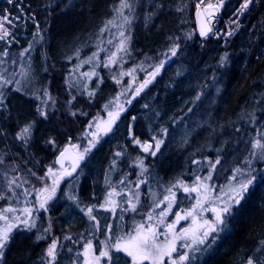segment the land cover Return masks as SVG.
I'll use <instances>...</instances> for the list:
<instances>
[{"label":"trees","instance_id":"1","mask_svg":"<svg viewBox=\"0 0 264 264\" xmlns=\"http://www.w3.org/2000/svg\"><path fill=\"white\" fill-rule=\"evenodd\" d=\"M198 1L129 0L133 10L125 9L124 15L131 23L123 29L110 27L102 33L108 20L115 17L117 25L122 23L115 12L120 0H15L13 4L0 0V15L5 12L12 18L19 15L17 4L24 10V18L14 19L10 26L15 39L11 43L0 41V53L8 52L7 56H0L4 61L0 63V72L9 78L15 74L13 84L4 89L5 103L0 107V159L3 160L0 169L4 167L0 171V194L9 191V179L17 178L18 183L29 181L14 192H7L0 204L10 201L19 207L16 203L22 202L25 188L35 197L33 185L42 186L37 177L45 175L49 167L57 169L55 157L66 144L78 143L82 149L86 140L81 134L87 124L94 119H105L104 105L119 96L125 111L117 127L112 133L101 135L96 147L81 160L74 177L64 182L76 184L75 191L67 193V197L74 194L78 198L73 200L77 224L71 226L73 216L71 213L63 216L62 207L52 210L55 235L64 237L65 247L72 244L82 253L90 240L98 255L101 241L132 233L138 223L155 224L157 214L166 207L165 202L156 208L154 219L149 222L147 213L153 211L155 200H162L169 187L181 182L188 187L198 186L200 182L210 186L209 201L200 216L215 220L216 214L208 211L209 207L224 206L230 186L236 183L233 176L238 180L246 178L247 161L251 160L255 179L244 199L232 204L230 211L223 214L224 222L217 224L216 231L207 237L205 247L188 254L190 259L186 264H247L249 259L253 264H264V160L250 155L254 140L261 138L258 134H264V0H254L242 15L238 14L242 0H223L218 36L207 39L199 34ZM121 30L131 37L129 54L121 53L122 60L116 65L105 68L100 63L95 67L103 78L102 83L95 76L80 77L87 88L79 92L70 88L67 81L76 65L94 52L99 53V61H106L116 49ZM229 30H234L230 37L226 35ZM30 44L31 48L24 53ZM173 44L179 45L175 56L170 52ZM225 53L228 60L222 66L220 58ZM168 58L155 79L134 96V90L148 78L147 74ZM132 69L131 76L121 75ZM92 70L93 64L84 63L77 75ZM23 72H27L26 77ZM113 77L121 83L117 84ZM97 85L95 96L90 99L87 92ZM45 90L56 101V110L49 101L47 119L36 111L40 104L37 97L45 98ZM72 96L76 100L69 106L67 102ZM133 96L131 104L125 103ZM70 111H77V115L69 116ZM32 121L35 123L31 139L26 144L17 134ZM131 126L136 137L153 142V151V138L163 141L155 156L144 154L132 145ZM50 139L55 143H46ZM234 153L236 157L230 161ZM140 160L147 168L143 174ZM237 168L246 170L244 176L236 172ZM209 175L211 179L206 180ZM113 189L117 193L114 199L119 203L115 213L100 207ZM173 191L176 199L172 213L196 204L197 192H185L181 187ZM134 194L139 196L137 212L124 211L130 208L126 201L133 199ZM104 196L106 199L102 201ZM93 205L98 225L85 211ZM43 216L44 212H40L39 219ZM58 217L64 222L57 227ZM174 217L168 215L165 223H171ZM188 220H181L177 226ZM105 225L111 231L105 230ZM164 226L158 225L162 233L167 232L162 230ZM37 229L14 232L5 264H45L41 257L51 241L37 240L38 235H44V227ZM58 252L55 264L70 259L66 252ZM112 254L113 264H130L126 254L115 249ZM179 254V251L175 253ZM82 260V256H76L74 263L81 264Z\"/></svg>","mask_w":264,"mask_h":264},{"label":"snow or ice","instance_id":"2","mask_svg":"<svg viewBox=\"0 0 264 264\" xmlns=\"http://www.w3.org/2000/svg\"><path fill=\"white\" fill-rule=\"evenodd\" d=\"M10 4L15 3V0H8ZM204 0H200L197 4V18L200 21V29L199 34L202 37H208L209 34L216 35L214 32L213 26H211V18L214 13L219 10L220 7L223 6V0H219L218 4H212L209 2L206 4L203 9H201L200 5L203 4ZM254 0H242V3L239 5L238 14L242 15L249 9V5H252ZM19 15H16L14 18L10 17L6 12L3 15H0V41H4L7 43H11L15 38L10 30V26L13 24V20L19 21L24 18V10L23 8L17 4L16 5ZM129 9L133 10V4L129 3V0H120L119 6L115 9L117 16L122 19V23L117 25L115 22V17L111 20H108L101 29V32L108 31L110 27H118L123 29L125 24H130L131 20L128 16L124 15V10ZM35 20L34 17H32ZM233 23H237V21H233ZM37 24V28H38ZM234 34V30L227 31V36H232ZM188 37H191V33L187 34ZM120 40L118 45L116 46L115 51L111 52L106 61H99V53L94 52L92 56L86 58L81 62V64L76 65L73 69V72L70 74V78L67 81V84L70 88H75L77 91H81L82 89H86L87 85L84 81L80 80V77H84L90 79L91 77H97V80L102 83L103 78L98 75L95 71V67H99L100 63H103L105 68L116 65L122 60L121 53L124 55L129 54V41L131 39L130 36L125 35V31L121 30L119 32ZM42 38V37H41ZM178 39V38H177ZM111 43V41H109ZM31 48V44L29 48L24 49V53H27ZM179 48L178 44H173L170 48V52L172 56L176 55L177 49ZM100 51H104V49H100ZM23 54V53H22ZM77 56L79 52L77 51ZM8 52L4 51L0 53V56H7ZM228 60V54L225 53L220 58V63L223 66ZM4 61L0 60V63ZM13 64L16 63L15 60L12 61ZM84 63L93 64V70L90 72L78 73L77 70ZM165 61H161L158 65H156L151 73H148V78H146L139 86L134 90V96L139 95L140 91H142L145 87L148 86L155 79L156 75H158L161 69L164 67ZM141 70H144L143 68ZM5 72L7 69L4 70ZM134 69L129 70L127 73H121V75H132ZM23 76H27V72L22 73ZM116 79L115 77H113ZM15 80V74H12V77L4 75V72H0V107L4 106L5 103V92L4 89L7 85L13 84ZM19 81H16V84L19 85ZM116 83L120 84L121 81L116 79ZM96 87L94 86L91 91L87 92L88 97L91 99L95 96ZM17 91L20 90L19 87L16 88ZM131 89H126L128 91ZM124 92L121 93L123 95ZM126 99L125 103L131 104L132 99ZM43 97H37L40 99V104L37 106V113L44 117L48 118L49 112L46 110L49 106V101H51V107L53 110H56V101L51 96V94L45 90L43 93ZM199 99V97H197ZM76 100V96H72L71 100L68 101V105L70 106L72 101ZM104 109L107 111V118H98L92 122H89L86 126V130L82 133V137L86 140V145L81 149L80 144L71 145V149L74 152V156L70 155L69 148H64L60 152L59 159L55 163L60 164L59 169H54L53 167H49L47 172L43 176L37 177V180L42 184L41 187L36 188L33 185V190L36 192L37 199L35 201L38 207H29L25 206L23 209H17L12 207L11 205L7 208H0V264H4L5 252L9 246V244L14 239V232L17 231H27L30 232L33 229H37V220H39V212L43 210L44 212H48L49 205L57 198V193L60 191V185L65 180L66 177H72L73 172H75L76 168L79 167V162L85 158V156L91 152L93 148L96 147L97 143H99L101 133L103 135H107L112 131L113 126L120 119V115L123 111H125L124 104L119 103V96L115 100H110L108 104L104 105ZM81 115H87L86 112H81ZM69 116L75 117L77 115V111H70L68 113ZM135 117H133V120ZM34 121L23 126L19 132L18 137L23 140L26 144L31 139ZM261 136L260 139H255L253 143L254 151L250 153L254 158H258L264 160V134H258ZM155 150H152V144L142 143L138 138L134 139V142L139 145L140 148L143 149L144 152H150L152 156L156 155V152L160 150V146L163 143L162 140H155ZM46 143L54 144V140H48ZM119 155V153H117ZM71 158L72 168L68 170L64 167V161ZM218 162V161H217ZM0 163H3V160L0 159ZM249 164V168L247 169V177L243 179H237L236 176H233V180L236 181L235 184L231 185L228 190V201L225 202L222 208H212L211 211L216 213L215 222L202 219L200 213L204 211V205L209 201V196L212 191L209 185L204 182H200L198 186L188 187L184 185L182 182L178 185L174 184L172 187H169L167 191V195L163 197L162 200H155L153 211L147 213V220L149 222L153 221V212H155L156 208H160L162 204L166 202V207H164L158 214L156 219V223H148L147 226L144 223H138L135 225L132 233H126L123 236H115L111 238H107L104 241H101L99 254L97 255V248L93 245V243L89 240L84 246L83 252H77L76 256L83 257L81 264H113L114 256L112 254V250L115 249L117 253H124L127 257L130 258V264H145V262H149V264H165V258L167 257L171 264H186L189 261L190 257L188 252H184L179 254L176 257H173L174 253H177L178 247L188 249L189 251L193 250V245L203 244L205 238L212 232L216 231L217 224H222L223 214L230 211L232 204H239L241 200L244 199L245 193L247 192L249 186L253 183L255 176L252 175L254 169L251 168L252 161H247ZM140 167L142 169V173L147 171V168L144 166L143 160H140ZM246 170L237 168L236 172L241 176H244ZM35 175V173H33ZM206 180L211 179V175L205 178ZM50 180V183L48 182ZM28 180H24L22 183L17 182V178H12L7 181V189L9 191L14 192L15 188L23 187V183H28ZM143 183V181H140ZM181 187L185 192H197L198 199L196 204L193 205L190 209L184 210L183 213L177 212L172 213L173 203L176 199V193L173 191V188ZM24 194L27 196L29 194V190L27 188L24 189ZM117 195L115 189L112 192L108 193V198L105 200L104 204L100 205V207L105 208L107 211L112 213L116 212V209L119 207V203L114 199ZM6 193L0 194V200H5ZM69 199L77 200L78 198L73 195L69 196ZM230 201V202H229ZM29 203L28 201L25 202ZM126 203L130 206V208H125L124 211H132L137 212V205L139 204V196L138 194L133 195V199H129ZM96 206H89L85 209L89 218L93 221H96V216L93 215V210ZM22 213L18 215L17 213ZM9 214H12L11 216ZM168 215H175V220L171 223H165L166 217ZM191 218V225L189 227L181 228L179 232L176 231L177 225L181 220H188ZM99 224V221H96V225ZM94 225L93 227H96ZM157 225H165L167 228V232H160ZM51 229V221L49 220V227L44 229V233H48ZM39 231V229H37ZM105 230L111 231L110 226L105 225ZM163 236L164 239L161 240L160 237ZM46 235H38L37 240L46 239ZM65 239H71V237H65ZM114 241V242H113ZM184 241V243H180ZM189 241L191 243H189ZM58 245L59 238H54L52 242L46 249V254L44 257H41V261L45 262V264H55L58 255ZM71 252V249H68ZM118 259V258H117ZM247 264H253L252 260L249 259Z\"/></svg>","mask_w":264,"mask_h":264},{"label":"rangeland","instance_id":"3","mask_svg":"<svg viewBox=\"0 0 264 264\" xmlns=\"http://www.w3.org/2000/svg\"><path fill=\"white\" fill-rule=\"evenodd\" d=\"M209 2H211L212 4H218L219 3V0H206L205 2H203V4H201V6L203 7L204 5H206V4H208ZM197 7V6H196ZM119 40H120V36H119V38L117 39V41H116V46L118 45V43H119ZM169 61V58L165 61V63H167ZM164 63V64H165ZM153 81V80H152ZM101 113H103V110L101 111ZM96 114H100L99 112H97ZM94 120H96V119H94ZM135 138H138L142 143H148V144H152V150L154 149V144H153V142H151V141H148V140H145V139H142V138H139V137H136L133 133H132V126H131V128H130V134H129V139L131 140V143H132V145L133 146H135V147H137L138 149H139V151L140 152H142V153H144V154H150V152H144L143 151V149L142 148H140L139 147V145H137L135 142H134V139ZM73 145V144H72ZM234 157H236V153H234L233 155H231V157L229 158L230 159V161L231 160H234ZM57 169H59V168H57ZM2 170H4V167L3 166H1V169H0V171H2ZM65 181H63L62 183H61V185H60V191H58V193H57V198L53 201V202H51L50 203V205H49V210H48V212H44L43 210H41L40 212H44V216H43V218L42 219H39V220H37V226H38V228L41 226V227H44V229H46V228H48L49 227V220L51 221V229H50V231L48 232V233H44V235H46V237L48 238V239H50V241L52 242V240L54 239V238H59V245H58V249H57V251H64V252H66V254H68V256H69V260H67L68 262H70L71 264H75L74 262H75V258H76V253H77V250L75 249V246L74 245H72V244H70V247H65V243H64V237H62L61 238V236H60V234H58V235H55V225H54V221H53V218L51 217V216H53V212H52V210H53V208H59V207H62L63 208V210H64V215L63 216H69L70 215V213H71V216H73V220L72 221H74V223L71 225V226H75L77 223H76V219H77V215L74 213L75 212V204H76V202L75 201H73L72 199H69L68 197H67V193H69V192H71L72 190V192H74L75 191V186H76V184H74V183H72V184H65L64 183ZM64 184V185H63ZM77 191V190H76ZM7 192L9 193V191H6V194H7ZM11 195H12V193H10ZM10 195V196H11ZM33 195V193L31 192V191H29V194L27 195V196H25V194L23 193L22 194V196H23V198L21 199V201L22 202H19V203H16L17 205H20L19 207H17L15 204H13L12 202H10V201H7V202H4V203H1L0 204V208H7V207H9L10 205L12 206V207H15V208H17V209H23L25 206H29V207H38V205H36V203H35V201H36V195H35V197H33L32 196ZM72 195H74V194H72ZM77 195V194H76ZM106 198H105V196L103 197V199H102V201L103 200H105ZM31 201V203H25L26 201ZM102 204H104V203H102ZM212 208H221V207H217L215 204H213V205H211L210 207H209V210L208 211H210V212H212V213H214V214H216L215 212H213V211H211V209ZM39 212V213H40ZM178 212H181V213H183V211H178ZM18 215H21L22 213H20V212H18L17 213ZM10 216L12 215V214H9ZM200 215H201V213H200ZM66 217V218H67ZM59 218L60 217H58L57 219V221H56V223H57V227H58V225H59V223H62V222H64V221H62V220H59ZM175 218V217H174ZM202 219H208V220H210L208 217L207 218H204V217H201ZM215 219V218H214ZM211 221H213V222H215V220H211ZM0 223H2V222H0ZM191 223H192V221H191V218H189V220L187 221V223L186 224H184V225H182V226H177V228H176V231L177 232H179L180 231V229L181 228H184V227H189L190 225H191ZM67 224V223H66ZM66 226H68V224L66 225ZM147 226V225H146ZM68 227H70V225L68 226ZM157 227H158V225H157ZM162 230H167V228L164 226L163 228H162ZM211 234V233H210ZM210 234L207 236V237H209L210 236ZM212 235V234H211ZM50 237V238H49ZM207 237L205 238V241L207 240ZM160 239L161 240H163L164 239V237L163 236H161L160 237ZM204 241V243L203 244H197V245H193V250L192 251H189L188 249H184V248H180V247H178V251L180 252V254H182V253H184V252H188V254L189 253H192L193 254V252H197V251H199V248H201V247H205L206 246V242ZM12 243V242H11ZM11 243L9 244V248H10V246H11ZM180 243H184V241H181ZM189 243H191L190 241H189ZM64 248V249H63ZM66 248V249H65ZM46 249H47V247H46ZM67 249H71L72 251L71 252H69ZM7 250H8V248H7ZM45 253H46V250H45ZM60 252H58V254H59ZM7 256V255H6ZM5 256V257H6ZM176 256H178V255H175V253L173 254V257H176ZM8 257V256H7ZM57 257H58V255H57ZM7 258H4V262L5 261H7L6 260ZM67 261L65 262V263H67ZM64 263V264H65ZM146 264H149V262H145ZM169 263V259L166 257L165 258V264H168ZM5 264V263H4ZM44 264V263H43Z\"/></svg>","mask_w":264,"mask_h":264},{"label":"water","instance_id":"4","mask_svg":"<svg viewBox=\"0 0 264 264\" xmlns=\"http://www.w3.org/2000/svg\"><path fill=\"white\" fill-rule=\"evenodd\" d=\"M204 6H205V5H204ZM204 6H203V7H204ZM203 7H201V9H203ZM221 11H222V7H220L219 10L216 11V12L214 13L213 17L211 18V26H213L214 29H216L217 26H218V24H219V20H220V16H221ZM196 12H197V11H196ZM196 20H197L198 29H200V21H199L198 18H197V14H196ZM210 36H212V34H209L208 37H202V36H200V37H201L202 39H207V38H209ZM121 114H122V113H121ZM120 116H121V115H120ZM106 118H107V117H106ZM106 118H105V119H106ZM119 121H120V119L116 122V124L113 126L112 131L109 132L108 134L112 133V132L115 130V128L117 127ZM108 134H107V135H108ZM101 135H103V134L101 133ZM71 145H72V144H66V145L62 148V150H63L64 148L67 147V148H69L70 155H73V156H74V152H73L72 149H71ZM62 150H61V151H62ZM61 151H60V152H61ZM60 152H59V153L57 154V156L55 157V162L59 159ZM72 163H73L72 159L69 158V159H67V160L64 161V167L66 168L67 166H71V167L68 169V170H71V168H72ZM55 165H56L58 168H60V164H59V163H55ZM80 166H81V161L79 162V167H77L76 170H75V172H73V175H75V174L77 173V171L79 170ZM73 175H72V176H73Z\"/></svg>","mask_w":264,"mask_h":264},{"label":"flooded vegetation","instance_id":"5","mask_svg":"<svg viewBox=\"0 0 264 264\" xmlns=\"http://www.w3.org/2000/svg\"><path fill=\"white\" fill-rule=\"evenodd\" d=\"M68 167H69V166H67V168H68ZM73 177H74V176H72V177H66L64 181H66V180H70V179H72ZM36 198H37V196H36ZM10 253H11V250H10V248L8 247V250H6V252H5V256L7 255V256L9 257V256H10ZM7 256H6L5 258L8 259ZM7 259H6V260H7ZM5 262H6V261H5ZM5 262H4V263H5Z\"/></svg>","mask_w":264,"mask_h":264},{"label":"bare ground","instance_id":"6","mask_svg":"<svg viewBox=\"0 0 264 264\" xmlns=\"http://www.w3.org/2000/svg\"><path fill=\"white\" fill-rule=\"evenodd\" d=\"M197 11V10H196Z\"/></svg>","mask_w":264,"mask_h":264}]
</instances>
